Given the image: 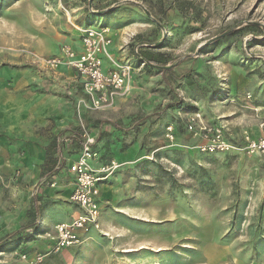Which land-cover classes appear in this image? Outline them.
<instances>
[{
    "label": "rangeland",
    "instance_id": "1",
    "mask_svg": "<svg viewBox=\"0 0 264 264\" xmlns=\"http://www.w3.org/2000/svg\"><path fill=\"white\" fill-rule=\"evenodd\" d=\"M88 26L107 29L111 40L103 68L131 66L127 91L109 107L92 108L69 67L42 62L61 45H81ZM144 50L162 53L166 65H149ZM1 69L9 83L20 79L21 101L31 107L23 133H0L14 156L0 164V239L30 231L23 226L36 197L52 216L69 217L73 205L53 183L57 175L68 182L65 171L40 177L35 163L22 161L66 128L83 125L105 154L101 162L122 169L130 160L125 174L138 197L131 216L118 193L102 202L95 230L54 254H43L54 224L42 225L40 215L31 239L0 246V264H264L262 157L201 152V137L186 128L194 117L218 124L238 146L245 135L257 138L253 126L264 128V0H0ZM119 168L110 175L116 183Z\"/></svg>",
    "mask_w": 264,
    "mask_h": 264
},
{
    "label": "built area",
    "instance_id": "2",
    "mask_svg": "<svg viewBox=\"0 0 264 264\" xmlns=\"http://www.w3.org/2000/svg\"><path fill=\"white\" fill-rule=\"evenodd\" d=\"M106 30L96 26L85 27L80 33V50L66 43L61 45L57 55L48 56L42 61L46 66L65 65L72 69L82 83L83 90L94 109L111 106L117 96L127 91L131 76L130 65L112 64L103 68L100 53L108 54L106 48L111 41ZM194 119L196 118L188 120L186 128L201 137V141L196 145L199 151L204 153L246 151L262 157L264 166V136L252 138L245 135L243 144L238 146L225 138L223 127L220 125L214 123L206 125ZM165 128L166 136L172 138L175 131L173 126L167 124ZM55 141L60 156L63 155L64 149L70 150L75 142L79 147L77 156L67 162L68 172L73 178L68 196L78 213L69 221L58 222L53 226L51 245L43 254L58 253L79 244L81 237L97 225L101 214L100 185L121 166L116 160L100 162L95 137L83 125L75 132L58 135ZM41 256L42 253L37 254L38 259Z\"/></svg>",
    "mask_w": 264,
    "mask_h": 264
},
{
    "label": "crops",
    "instance_id": "3",
    "mask_svg": "<svg viewBox=\"0 0 264 264\" xmlns=\"http://www.w3.org/2000/svg\"><path fill=\"white\" fill-rule=\"evenodd\" d=\"M76 50H80L81 45L74 47ZM72 70V69H71ZM73 73H75L72 70ZM76 75V73H75ZM18 76V75H17ZM77 76V75H76ZM78 78V77H77ZM79 79V78H78ZM80 83V81H79ZM82 84V83H81ZM31 107V105L27 106L26 104L22 103L21 101V85H20V79H12L11 83H9V77L7 74L6 70L1 69L0 70V133L2 132H7L10 133V136H13V132L15 133H23V131H18V130H22L23 129V123H25V121H23V117L22 114L25 112H30L29 108ZM36 111V107L34 108L33 113ZM261 125H264L263 123ZM253 131L256 132V137L259 136H264L261 135V133L264 131V128H260V126H253ZM77 130V129H76ZM73 128H66V130L60 131L59 133L55 134L53 137H51V142L55 145V153H54V157H55V165H53L51 167V165L47 168L46 166H44V161H45V157H46V146H48L49 144H51V142H47L46 144H44V147H42V150L39 152L38 157H27L26 159H22L25 160L26 164L28 165L29 163H35L33 164L36 168V171L38 173V176H41L42 172L45 170L49 171L48 169H60V170H64L66 173V176L68 178V182L62 180L58 175L57 178L56 176L53 177L54 178V185L59 186V190H63L65 195L67 196V201L70 203V205L72 204L75 207V205L69 200V196L68 194L70 193L71 189H72V185H73V178L72 175L68 172L67 169V162H69L71 159H74L77 156L79 147L77 142H75L73 145H71V149L70 150H63V155L60 156L59 152H58V148L56 147V137L58 135H62V134H66L69 132H75L76 131ZM17 131V132H16ZM264 134V133H263ZM21 145V143H18V146ZM12 148L13 146L11 144H9L7 142V138L5 136L0 137V164L3 163H7L10 162L12 160H14V156L11 157V155L9 154V150L8 148ZM137 147L136 142L134 141L131 145L130 143H128V147L126 146V148H130L129 150H131V148L135 149ZM129 150L126 152L128 153ZM60 156V157H59ZM60 160V161H59ZM101 162V161H100ZM124 162L122 163L124 165V168L122 167V169L124 170L126 165H128V163H130V160H125V161H121ZM130 166V165H129ZM128 167V166H127ZM126 167V168H127ZM121 169V168H119ZM121 169V171H122ZM127 169H125L124 171H122L120 173V178L121 181L119 183H116V176H109L107 180H105L99 188V198H100V206L102 204V202L104 203H113L115 200H117L118 194H120L121 199L122 200V205L120 208H123V210H125L126 212H129V216H131V211L128 209L133 208V206H136L135 203H133V201L138 197V194H132V190L130 187V184H128V182H132V178H131V174H125ZM115 178V179H114ZM118 193V194H117ZM72 206V211L74 210ZM77 210V208H76ZM72 211H70L71 213L69 214V217H66V215H55L52 216V214L50 212H48V208H44L42 209V220L40 221L42 225L44 224H56L58 222H63V221H69L73 216H75V213H73ZM53 225V226H54ZM94 228V227H93ZM90 229V231H94L95 229Z\"/></svg>",
    "mask_w": 264,
    "mask_h": 264
},
{
    "label": "trees",
    "instance_id": "4",
    "mask_svg": "<svg viewBox=\"0 0 264 264\" xmlns=\"http://www.w3.org/2000/svg\"><path fill=\"white\" fill-rule=\"evenodd\" d=\"M142 59L145 60L149 65H153L154 67H164L167 63V60L163 59V54H155V53H149V51L144 50L141 54ZM55 145L51 142V144H49L48 146H46V157H45V161H44V166H46L47 168L51 165V167L53 165H55V157H54V153L55 151ZM98 151V150H97ZM99 152V151H98ZM105 154H99V156L103 157ZM110 159H107L105 161H108ZM49 171H52V169H48ZM48 171V172H49ZM45 170L41 173L42 175L40 177H42L45 174ZM52 176L50 174L49 178L52 179ZM51 183V182H50ZM39 198H33L32 200V204L30 207V222H28L27 225L23 226V228H30L29 232H24V231H13V232H9L6 233L5 236L0 239V246H3L2 248H4L5 243L10 242V241H14V240H22V239H31L37 232H38V224H37V220L39 218V216L42 214V205L39 204Z\"/></svg>",
    "mask_w": 264,
    "mask_h": 264
}]
</instances>
